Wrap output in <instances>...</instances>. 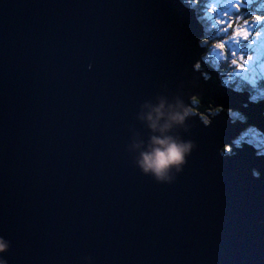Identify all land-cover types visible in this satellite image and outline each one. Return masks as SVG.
I'll use <instances>...</instances> for the list:
<instances>
[{
    "label": "water",
    "instance_id": "1",
    "mask_svg": "<svg viewBox=\"0 0 264 264\" xmlns=\"http://www.w3.org/2000/svg\"><path fill=\"white\" fill-rule=\"evenodd\" d=\"M202 32L179 0H0L8 264H264V156L221 152L242 123L193 115L196 147L172 183L126 150L160 92L200 93L199 112L244 106L247 92L193 68Z\"/></svg>",
    "mask_w": 264,
    "mask_h": 264
},
{
    "label": "clouds",
    "instance_id": "2",
    "mask_svg": "<svg viewBox=\"0 0 264 264\" xmlns=\"http://www.w3.org/2000/svg\"><path fill=\"white\" fill-rule=\"evenodd\" d=\"M201 100V94L194 91L188 94L187 100L180 93L160 92L140 103L135 118L148 134L145 137L140 129L132 128L126 150L143 174L158 183H172L183 171L196 147L184 133L188 131L189 119L197 112L194 105ZM204 120L209 122L207 116ZM10 246V241L0 236V264H8L3 253ZM85 261L93 264L91 256L85 257Z\"/></svg>",
    "mask_w": 264,
    "mask_h": 264
},
{
    "label": "rangeland",
    "instance_id": "3",
    "mask_svg": "<svg viewBox=\"0 0 264 264\" xmlns=\"http://www.w3.org/2000/svg\"><path fill=\"white\" fill-rule=\"evenodd\" d=\"M184 1L188 4V3H194V1H196V0H184ZM253 1L254 2L252 3V6L250 7L251 11L248 10V12H253L254 10L257 11V9L261 8V6H264V0H253ZM215 2H216V0H206L205 4L202 6L200 16L203 19H205L206 21H208V22H206L208 24V26L210 25V26H212V28L215 27V29H216L215 31L222 32L221 29L224 27V25L219 23V21L223 18L221 15V12L219 9H212L210 7ZM225 2H226V0H225ZM233 2H235V0H233ZM197 4H199L198 1H197ZM188 5H190V4H188ZM194 10L196 11L195 8H194ZM225 10H227V9H225ZM240 17H241V20H238L239 17H236L235 15H233L232 19L235 20L237 23H239L241 26H243V21L245 19L249 20V24L252 23L251 16L247 15L246 13L241 14ZM214 20H216V21H214ZM210 26H209V28H210ZM262 28H264V22H262V24H257L255 26V28L250 29L251 38L255 39V32L256 31H262ZM204 30L205 29H203V31ZM219 39L227 40V37H225V35L223 33L222 36L216 35L215 38H212L209 40L208 44L206 43L208 48H206V50L203 51V53L201 54V56L203 57L204 53L207 51L206 52V58H203L205 60V64L208 63V65H210L211 67L214 68V70H216L215 67L213 66V63L210 62L211 61L210 59H212L213 61H216V60L223 61L224 63L228 64V67H229V70H228L229 73L226 72L225 68H222V71H224L223 73H225V79L226 80H234L235 79L238 81L239 84H247L246 82H248V83L250 82V85H252L253 87L254 86L257 87L259 89V91L262 94H264V31H262L261 38L258 40V42L260 44L259 49H258L259 54H257L256 57L253 55L254 50H256V48L255 49H252V47L248 48V42L247 41H241L243 45L240 43L239 45L234 46L235 50L237 51L236 59H239L240 51L242 49H245V48H247V55H251L253 57V61L251 64H249L247 66L248 71H246V72H238L237 70H235L232 67L230 59L226 60L223 58V55L227 54V53H226V50L217 47V41ZM228 47H233V46L228 45ZM233 55H235V53H233ZM196 64L201 65L199 70H201L203 72L205 79L208 80L210 73L206 70V67H205L206 65L204 66L200 61H197ZM217 73H219V72L217 71ZM218 78H220L221 84L225 85L222 82L221 77H218ZM241 80H245V82L241 81ZM235 90H239V89H235ZM243 91H245L249 94V91H247V90H243ZM249 98H250V96H249ZM249 100L251 101V98ZM260 100L262 101V100H264V98H262ZM260 100H257V101H260ZM197 104L198 103H196L195 105H197ZM243 104H246V103H243ZM214 105H215V103L211 102L208 105H206V108L204 111H202V110L200 112L197 111L194 115L195 116L198 115L199 118L201 117L200 119H202L204 122H205L204 116H207L209 118L208 115L216 116V115H220V114H224V115L226 114L227 117L230 118L232 123L238 122L239 120H246V117L238 109L229 108V109L225 110V113H222L221 108L219 106H214ZM200 106H201V104H200ZM205 111L207 113L206 115H204V113H203ZM241 115H243V116H241ZM244 144H248L251 147H253L255 149V153L257 152L256 153L257 155H263L264 156V135L257 128H255L252 125H248V126L244 127L243 129H241L239 131V133L236 136H234L232 138L231 149H234V147H241ZM225 150H228V147H225L224 149H222L221 152H223L224 154H231Z\"/></svg>",
    "mask_w": 264,
    "mask_h": 264
},
{
    "label": "snow or ice",
    "instance_id": "4",
    "mask_svg": "<svg viewBox=\"0 0 264 264\" xmlns=\"http://www.w3.org/2000/svg\"><path fill=\"white\" fill-rule=\"evenodd\" d=\"M253 0H216L210 7L212 9H219L222 15V19L219 21L224 27L221 31L224 33L227 40L219 39L217 41V47L226 50L227 54L223 55L224 59H230L232 67L238 72L248 71V65L252 63L253 57L247 55V48L242 49L239 54V59H236L237 51L235 50V45H239L241 41L248 42V48H251L252 45L257 43V40L261 38L262 31L255 32V39L251 38L250 29L255 28L257 24H262L264 22V15H252L251 12H246L247 15L251 16L252 23L249 24V20L245 19L243 21V26L237 23L232 19V16L236 17L241 16V10H247L252 6ZM227 9V10H225ZM203 45L206 46V42H203ZM231 45L233 47H228ZM235 53V55H233ZM201 67L200 64H196L195 68L199 70ZM231 150V145L227 146Z\"/></svg>",
    "mask_w": 264,
    "mask_h": 264
},
{
    "label": "trees",
    "instance_id": "5",
    "mask_svg": "<svg viewBox=\"0 0 264 264\" xmlns=\"http://www.w3.org/2000/svg\"><path fill=\"white\" fill-rule=\"evenodd\" d=\"M197 1L199 2V4H197ZM205 1L206 0H196V1H194V3H188V4H190V6H192L196 9L195 12L197 14V17H198L199 21L202 23V25L204 26L205 30H204V36L202 38V44L204 41L208 44L210 39L215 38L216 35L222 36V34H223L222 32L215 31L216 30L215 27L212 28V26L209 25L210 26V28H209L208 24L206 23L208 21H206L205 19H203L200 16V14H201L200 12H201L202 6L205 4ZM248 10L251 11L250 8L247 10L242 9L241 14H245L246 12H248ZM251 14L252 15H264V6H261V8L257 9V11L254 10L253 12H251ZM238 20H241V17H239ZM214 21H216V20H214ZM207 44H206V48H208ZM241 44H242V42H241ZM255 48H256V50H254L253 55L256 57V55L259 54L258 53V49H259L258 40H257V43L255 45H252V49H255ZM206 52L204 53L203 58H206ZM210 60H211L210 62L213 63V66L215 67V69L220 73L219 75L222 79V82L226 86H229L232 89H239L240 91L241 90L242 91L243 90L249 91L250 92V98H251V100H254V101H257V100L264 98V94H262L257 87H255V86L253 87L252 85H250V82L249 83L246 82L247 84H239L238 81L235 79L234 80H226L225 79V73H223L224 71H222V68H225L226 72H228V70H229L228 64L224 63L223 61H219V60H216V61H213L212 59H210ZM241 81L245 82V80H241ZM241 116H243V115H241ZM225 151H227V150H225ZM231 152H234V149L233 150L231 149Z\"/></svg>",
    "mask_w": 264,
    "mask_h": 264
},
{
    "label": "bare ground",
    "instance_id": "6",
    "mask_svg": "<svg viewBox=\"0 0 264 264\" xmlns=\"http://www.w3.org/2000/svg\"><path fill=\"white\" fill-rule=\"evenodd\" d=\"M180 2H181V4L185 7V8H187V9H191L192 10V15L195 17V19L199 22V24H201L202 25V23L199 21V19H198V17H197V14H196V12H195V10H194V8L193 7H191L190 5H188L184 0H179ZM203 26V25H202ZM203 29H204V26H203ZM202 37L204 36V31L202 32ZM202 47L204 48V50L203 51H205L206 50V47L202 44ZM197 61H200L205 67H206V70L210 73V76L208 77V79H210L211 77H216V78H218V77H220V75H219V73H217V71L216 70H214V68L213 67H211L210 65H208V63L207 64H205V60L203 59V57L201 58V59H198ZM197 61L194 63V66H193V68L195 69V70H197L196 68H195V65H196V63H197ZM200 74H201V76L204 78V80H207V79H205V76H204V74H203V72L201 71V70H197ZM213 71L216 73V75L213 73ZM218 76V77H217ZM218 80L219 81H221L220 80V78H218ZM229 87V86H228ZM229 88H231V87H229ZM232 89V88H231ZM237 90H235V92H236ZM237 92H240V91H237ZM261 101V100H260ZM262 101H264V100H262ZM190 102V101H189ZM244 103H246V104H243L244 106H241V105H238V106H235V107H231V109H238L239 111H241L242 112V114L246 117V120H239L238 122L239 123H242L243 124V128L244 127H246V126H248V125H252V126H255V124H258L260 127H262V128H264V104H263V107H259L258 105H256V103H258L257 101L256 102H254V101H250L249 100V96H248V99H246L245 101H244ZM200 105V103H198L197 105H195L194 107L197 109L198 108V106ZM216 106H219L220 108H221V110H222V113H225V110H227V109H229V108H226V107H223V106H220V105H216ZM198 111V110H197ZM245 114H244V113ZM204 113V115H206L207 113H206V111L205 112H203ZM209 114V113H208ZM209 116V121H211L215 116H211V115H208ZM217 116V115H216ZM225 116H227L226 114H225ZM229 118V117H228ZM229 121H230V123H232V121L230 120V118H229ZM208 123V122H207ZM207 123H205V124H207ZM255 123V124H254ZM239 133V132H238ZM237 133V134H238ZM228 144H232V139H230L229 140V142L228 143H226L225 145H228ZM244 146V145H243ZM243 146H241V147H235V149H234V154H236L237 153V149L238 148H243ZM223 148H224V146H223ZM222 148V149H223ZM257 153V152H256Z\"/></svg>",
    "mask_w": 264,
    "mask_h": 264
},
{
    "label": "flooded vegetation",
    "instance_id": "7",
    "mask_svg": "<svg viewBox=\"0 0 264 264\" xmlns=\"http://www.w3.org/2000/svg\"><path fill=\"white\" fill-rule=\"evenodd\" d=\"M226 113H227V112H226ZM229 145H230V144H229ZM225 147H227V145H225L224 148H225ZM224 148H223V149H224ZM234 149H235V147H234ZM232 150H233V149H232ZM227 151H228L229 153H231V154H234V152H231V150H229V149H228Z\"/></svg>",
    "mask_w": 264,
    "mask_h": 264
}]
</instances>
